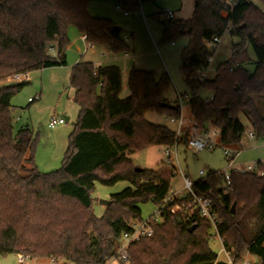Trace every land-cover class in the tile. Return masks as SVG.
I'll return each instance as SVG.
<instances>
[{
	"label": "trees",
	"instance_id": "16d2710c",
	"mask_svg": "<svg viewBox=\"0 0 264 264\" xmlns=\"http://www.w3.org/2000/svg\"><path fill=\"white\" fill-rule=\"evenodd\" d=\"M158 1L163 0H123L122 6L133 11L140 3ZM87 4L0 0V256L21 253L26 259L54 258L61 264H104L116 253L122 234L142 219L140 204L162 201L171 187L172 168L136 170L130 158L149 146L175 142L174 129L145 119L146 112L179 118L176 100L166 97L171 81L165 72L132 68L129 94L121 98L117 66L95 68L87 61L73 65L69 85L79 111L61 165L54 171L36 168L30 129L13 128L11 99L26 82L6 79L65 65L69 26L89 44L114 54L129 51L121 28L109 18L90 15ZM161 27L162 40L187 38L180 69L188 86L213 92L208 103L196 93L190 98V115L198 127L218 128L219 144L235 150L244 133L243 116L254 137L264 138V10L249 0L234 5L230 0H193L190 18L162 19ZM224 33L238 39L228 61L217 67L211 80L193 78L211 56L205 41ZM246 45L255 56L253 71L243 66L248 61ZM187 140L185 128L177 145L186 146ZM123 180L131 186L111 194L102 215L95 216L94 184L111 186ZM192 190L201 196L213 194L214 210L222 218L219 234L235 261L248 251L264 264V176L233 174L225 191L217 171H208L206 178L193 182ZM178 219L179 214L165 210L152 235L131 242L127 261L119 264H226L209 247L207 220L196 213L181 223Z\"/></svg>",
	"mask_w": 264,
	"mask_h": 264
},
{
	"label": "rangeland",
	"instance_id": "374dc122",
	"mask_svg": "<svg viewBox=\"0 0 264 264\" xmlns=\"http://www.w3.org/2000/svg\"><path fill=\"white\" fill-rule=\"evenodd\" d=\"M123 0H88L90 3V14H95L102 6L103 13L110 20L122 29V36L132 37L134 42V58L136 64H143L151 70H154L156 75H161L160 67L168 75L171 81V86L166 93V97L170 101H174L176 93H187L192 96L191 88L185 81L184 74L180 69V55L183 47L187 43L186 37H177L173 39V44L170 41L162 40V16L159 14L147 15L146 24L143 21L140 11H133L128 17H124L121 12L115 9L116 5L122 6ZM260 9H264V2L261 0H249ZM146 5H153L152 2H143ZM87 4V6H88ZM142 4V3H141ZM140 5V4H139ZM157 6L164 7L174 11V20H184L191 17L193 12V0H163L156 2ZM123 7V6H122ZM143 7H145L143 5ZM95 8H97L95 10ZM139 9V6L138 8ZM140 17V20L138 19ZM76 33L81 34L74 26H69ZM68 27V28H69ZM68 36V34H67ZM86 40V39H85ZM156 43V46L153 44ZM238 42L235 37H230L228 33H224L217 43V48L212 54V60L209 62L206 72V79L211 80L215 76L217 67L228 61L231 55L232 44ZM129 47L130 44L126 43ZM69 45V44H68ZM67 45V46H68ZM158 49V52L156 51ZM66 51H72L74 58H79L84 53L78 55V50L75 48L66 47ZM130 52V47L129 51ZM76 53V55H75ZM112 53V52H110ZM70 54L68 60H70ZM114 54V53H112ZM115 54V55H121ZM246 55L248 61L243 64L248 71H253L255 67V56L252 48L246 45ZM57 66L43 68L41 70H33L28 72L26 84L12 97L11 105L14 107L11 113L12 124L14 130L20 126H27L30 129L31 139L33 141V161L36 168L43 173L51 172L58 169L61 165L64 152L68 145V136L73 128L79 108L72 101L73 91L69 85L66 76L67 68H56ZM200 81V80H199ZM202 82V81H200ZM125 91L129 92L125 86ZM41 92V98L29 102L28 97L34 98L35 94ZM122 92L120 91V97ZM213 92L208 87H200L197 90V96L202 99L209 98ZM182 118L185 123L191 120L189 105L184 103L181 111ZM51 115L66 116L68 120L64 126L57 128H48L47 123ZM145 119L153 124L166 125L172 129L176 124L170 121V118L155 112H146ZM240 121L244 126L243 138L240 141L241 148L238 147V155L235 158L236 163H249L256 160H264V138L248 137L250 126L245 117L241 116ZM211 126L209 127V129ZM162 145H152L143 150L130 154L132 164L135 167L144 169H156L164 165V156L162 154ZM173 165L192 181H196L201 176L199 171H203L205 177L208 171H222L226 169L228 159L224 156L220 146L213 149H204L195 152L186 146L179 144L176 147V154L173 155ZM166 167V166H165ZM171 188L179 189L182 186L180 175L171 177ZM128 181H118L114 185L105 186L98 182L94 184V189L91 192L92 209L95 216L102 215L105 205L100 200H108L111 194L120 192L126 187H130ZM235 204H232L234 210ZM141 218H148L155 210V203L148 201L140 204ZM222 219V218H221ZM253 222L254 219L251 220ZM212 237L209 240V247L214 251L219 260H225V255L221 253V245L218 238L211 232ZM245 254V253H244ZM243 254V255H244ZM49 258H27L28 264H48ZM259 264L258 259H254ZM0 264H19L15 253H8L0 256ZM111 264H119L112 261Z\"/></svg>",
	"mask_w": 264,
	"mask_h": 264
},
{
	"label": "built area",
	"instance_id": "2783aa9c",
	"mask_svg": "<svg viewBox=\"0 0 264 264\" xmlns=\"http://www.w3.org/2000/svg\"><path fill=\"white\" fill-rule=\"evenodd\" d=\"M240 0H230L232 5L236 4ZM117 10H121L123 15H128L129 11L124 10L120 5H116ZM264 10V9H262ZM163 19L172 20L174 19V14L171 10L162 9L158 12ZM220 38L213 37L211 40L205 41L206 48L211 53V56L207 60V64L195 71L193 78L200 81H204L206 78V72L208 70L209 62L212 60V54L217 48V43ZM90 46V44H88ZM51 53H54L52 47L49 48ZM28 74H13L8 77L6 80L10 81H25L28 79ZM192 94L196 93L197 90L192 88ZM39 96L36 95L34 98H29V101L38 99ZM189 95L187 93H176L175 100L179 108L180 115L178 119L170 118V121L176 124L174 139L175 142L171 145H162V154L164 156V165L166 167L172 168V175H180L182 186L179 190L175 191L171 187L168 191L167 196L160 202L155 203V210L151 215L146 219H141L140 221H135L131 224V229L128 232H124L121 236L120 246L118 247L116 253L109 257L104 264H111L112 261L117 263L126 262L128 259L127 247L133 242L137 241L142 237H149L153 233V225L161 222L163 219V213L165 210L170 211L172 214H179L181 220H188L192 214L196 213L200 218L207 220L211 226V232L218 238L221 245V253L225 255L224 262L226 264H257L254 260V256L250 255L248 251H245L242 259L238 262L235 261L234 256L232 255V249H226L223 245V238L219 234V227L222 224V219L216 211L214 210L213 203V194L208 192L207 195L201 196L194 193L192 190L193 182L189 179L181 169H177L173 165V155L176 154V147L179 139L183 135V129H188V140L186 147L199 152L204 149H213L216 146H220L225 157H227V167L222 171H217L218 176L222 180L223 188L225 191L229 189L230 177L233 174H245V173H255L258 176H264V160H256L249 163H236L235 158L238 151L228 148L226 146L220 145L218 142L219 130L216 127H211L210 129L202 130L198 125L191 119L188 123L184 122L182 118V108L184 103L189 104L190 101ZM212 100V96L209 98L203 99V103H208ZM65 123L64 117L51 115L48 119L47 127L55 128L61 124ZM249 138H253L254 135L252 132L248 134ZM244 140L243 135L240 137V141ZM203 171H199V175L203 178ZM17 261L19 264H28L26 258L21 254H16ZM49 264H61V261L54 258H49Z\"/></svg>",
	"mask_w": 264,
	"mask_h": 264
},
{
	"label": "crops",
	"instance_id": "0c3cea01",
	"mask_svg": "<svg viewBox=\"0 0 264 264\" xmlns=\"http://www.w3.org/2000/svg\"><path fill=\"white\" fill-rule=\"evenodd\" d=\"M111 1L112 0H109V2H111ZM143 5L145 7H143ZM102 8H103V6L99 10H96L97 8H95V10L98 11V12H96L95 14H90V13L89 14L92 15V16H95V17L108 18L107 16H103V15H106V14L103 13V10H101ZM122 8L125 10L124 7H122ZM162 9H166V8L157 6L156 3H154L153 5H146L145 3H142V4L140 3L139 9H135L133 11H135V12L136 11H140L141 15H142V18H143V21L146 24L145 20H146L147 15L150 16L152 14V16H155ZM87 10L89 12L90 3L87 6ZM117 11L122 13L121 10H117ZM133 11H129V14L131 12H133ZM171 11L174 14V11L173 10H171ZM144 13H148V14L146 15ZM129 14L128 15H123V13H122V15L124 17H128ZM138 19L140 20V17ZM70 28L71 27H69L68 30H67L68 39H69V45L67 46V49L68 48L70 49V48L73 47L76 50H78L77 51L78 55H80L82 51H84V53L82 55H80L79 58H74L73 57L74 53L72 51H66V53H65L66 64L63 65V66H57L56 67V68H67L66 76L68 78V81H69V78H70V72H71L72 66L75 65L79 61L91 62L95 68H99V67H103V66H107V65H115V66H117L119 68L120 75H121V92H122L121 98H125L126 96H128L129 92L125 91L124 88H125V86H127L128 74H129V71L132 68H137V69H141V70H150V71H153L155 73L154 70L149 69L148 67L144 66L143 64L142 65L141 64L140 65L136 64L137 61H135V58H134V48L135 47H134V42H132V37H130V38L127 37V36L123 37L122 36V32H121V36H122L124 42L130 44L129 45L130 52H126V53H123L121 55H115V54L110 53V51L104 46H98V45H92V44H90V46H89L88 45L89 43L85 40V35L84 34H79L78 35V33H76V31L74 32L73 29H70ZM119 28H121V27H119ZM121 31H122V29H121ZM153 44L156 46V43L154 41H153ZM171 44H173V42H171ZM156 51L158 52L157 48H156ZM69 52H71L70 60H68ZM75 55H76V53H75ZM160 68L162 69V70H160V73H164V69L162 67H160ZM72 91H73V94H74L73 88H72ZM41 92L42 91L40 90L38 93L35 94V96L36 95L39 96L38 99H40L41 96H42ZM72 97H73V95H72ZM29 98L30 97H28V99ZM29 102H33V101H29ZM12 108L14 109L13 106H12ZM62 117H64L65 123H66V121L68 120V117H66V116H62ZM64 124H61L59 126H64ZM59 126H57V127H59ZM57 127H55V128H57ZM250 139H252V138H250ZM239 147L241 148V144L239 145ZM236 151H238V150H236ZM179 189H176L175 191H177ZM254 259H257V258L255 257ZM258 263L260 264V262H258Z\"/></svg>",
	"mask_w": 264,
	"mask_h": 264
},
{
	"label": "water",
	"instance_id": "95a60500",
	"mask_svg": "<svg viewBox=\"0 0 264 264\" xmlns=\"http://www.w3.org/2000/svg\"><path fill=\"white\" fill-rule=\"evenodd\" d=\"M140 168H136V170H139ZM100 202L102 203V204H104V205H107V204H109V200H100ZM231 213H233V209H232V211H231ZM182 221L180 220V219H178V223H181ZM193 229V227H191L190 228V230H192Z\"/></svg>",
	"mask_w": 264,
	"mask_h": 264
}]
</instances>
